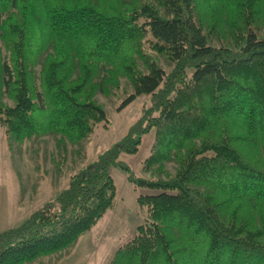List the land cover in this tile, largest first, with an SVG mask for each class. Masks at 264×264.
Returning a JSON list of instances; mask_svg holds the SVG:
<instances>
[{"label": "trees", "instance_id": "trees-1", "mask_svg": "<svg viewBox=\"0 0 264 264\" xmlns=\"http://www.w3.org/2000/svg\"><path fill=\"white\" fill-rule=\"evenodd\" d=\"M121 76L134 90L119 111L145 94L153 104L46 207L0 232V264L74 247L113 207L116 167L156 192L138 198L148 218L112 264H264V0H0L10 147L53 135L63 173L69 146L107 122L96 97ZM152 130L149 177H138L120 157Z\"/></svg>", "mask_w": 264, "mask_h": 264}, {"label": "rangeland", "instance_id": "rangeland-1", "mask_svg": "<svg viewBox=\"0 0 264 264\" xmlns=\"http://www.w3.org/2000/svg\"><path fill=\"white\" fill-rule=\"evenodd\" d=\"M145 49L167 72L172 69L173 64L166 55L151 50L148 44ZM120 80L121 87L110 95L97 94V101L105 108L108 120L98 125L90 138L69 146L63 173L59 172L53 159L54 156L58 159L55 136L10 147L5 128L0 123V232L21 224L33 212L46 207L69 185L75 173L118 143L142 117L143 111L153 104L152 96L145 94L119 111L122 99L134 90L127 77L121 76ZM154 138L155 130H152L143 136L137 153H123L120 157L138 177H149L144 163ZM169 169L173 171L172 164ZM113 177L116 185L114 205L92 230L81 236L74 247L29 264H112L115 253L136 237L138 226L148 218L147 207H143L138 198L156 192L136 186L121 167L114 168Z\"/></svg>", "mask_w": 264, "mask_h": 264}]
</instances>
